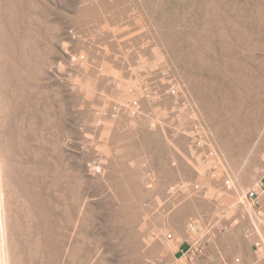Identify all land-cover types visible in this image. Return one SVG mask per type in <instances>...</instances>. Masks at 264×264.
<instances>
[{"label":"rangeland","instance_id":"1","mask_svg":"<svg viewBox=\"0 0 264 264\" xmlns=\"http://www.w3.org/2000/svg\"><path fill=\"white\" fill-rule=\"evenodd\" d=\"M262 168L264 0H0V264H242Z\"/></svg>","mask_w":264,"mask_h":264},{"label":"built area","instance_id":"2","mask_svg":"<svg viewBox=\"0 0 264 264\" xmlns=\"http://www.w3.org/2000/svg\"><path fill=\"white\" fill-rule=\"evenodd\" d=\"M171 95H177V91L172 89L169 91ZM132 107L136 112L141 111V106L138 102H134ZM261 178L257 182L256 186L248 191L245 195L246 200V213L244 218L247 215V219L250 223L251 230L258 234V239L256 242V261L252 264H260L264 262V168L261 169ZM190 230L192 232L196 231V225L194 223L190 224ZM227 227L223 228L226 230ZM168 238H172V234L168 235ZM237 263H241L240 259H237Z\"/></svg>","mask_w":264,"mask_h":264},{"label":"crops","instance_id":"3","mask_svg":"<svg viewBox=\"0 0 264 264\" xmlns=\"http://www.w3.org/2000/svg\"><path fill=\"white\" fill-rule=\"evenodd\" d=\"M256 257L257 256L253 252L248 251L245 257V262L241 261V263L242 264H252Z\"/></svg>","mask_w":264,"mask_h":264},{"label":"bare ground","instance_id":"4","mask_svg":"<svg viewBox=\"0 0 264 264\" xmlns=\"http://www.w3.org/2000/svg\"><path fill=\"white\" fill-rule=\"evenodd\" d=\"M2 200V194H1V188H0V201ZM0 204H1V202H0ZM2 235L3 236H5V230H2ZM4 257H5V264H7L6 263V261H7V255H6V253H4Z\"/></svg>","mask_w":264,"mask_h":264}]
</instances>
